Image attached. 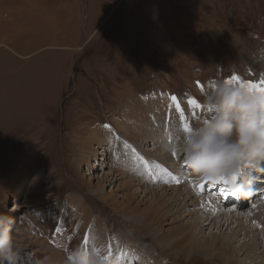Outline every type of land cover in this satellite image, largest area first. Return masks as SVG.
<instances>
[{
  "label": "rangeland",
  "instance_id": "obj_1",
  "mask_svg": "<svg viewBox=\"0 0 264 264\" xmlns=\"http://www.w3.org/2000/svg\"><path fill=\"white\" fill-rule=\"evenodd\" d=\"M231 77H239L233 85L264 80V0H0V212L13 218V234L25 248L16 264H31L28 253L63 264L67 249L97 235L120 264H144L154 252L161 264H264L259 231L233 237L239 261L212 250L210 238H230L231 228L199 229L202 244L211 242L200 252L162 240L171 228H190L195 215L177 203L174 214L160 206L168 197L154 189L168 183L158 177L171 175L169 167L148 177L136 158L158 165L148 150L155 141H130L150 120L146 139L160 134L159 143L172 152L165 124L176 121L181 136L185 121L194 126L205 118L204 93ZM172 96L190 106L180 113L185 120L174 115ZM97 132L104 141H94ZM170 158L186 170L184 154ZM198 176L188 171V178ZM258 177L256 187H264V171ZM213 184L200 195L221 198L224 189ZM250 188L242 209L259 194L253 190L252 198ZM248 240L257 243L256 255L239 250Z\"/></svg>",
  "mask_w": 264,
  "mask_h": 264
},
{
  "label": "clouds",
  "instance_id": "obj_2",
  "mask_svg": "<svg viewBox=\"0 0 264 264\" xmlns=\"http://www.w3.org/2000/svg\"><path fill=\"white\" fill-rule=\"evenodd\" d=\"M205 118L182 131L177 151L184 153L185 162L197 174L217 179L230 178L235 182L246 169L264 162V94L247 85H233L218 80L204 93ZM235 178L233 180L232 178ZM240 191V185L234 183ZM14 220L0 212V264H16L24 251L23 243L13 234ZM31 264H57L50 255L33 257ZM63 264H120L118 258L106 251L100 236L89 244H79L66 250Z\"/></svg>",
  "mask_w": 264,
  "mask_h": 264
},
{
  "label": "bare ground",
  "instance_id": "obj_3",
  "mask_svg": "<svg viewBox=\"0 0 264 264\" xmlns=\"http://www.w3.org/2000/svg\"><path fill=\"white\" fill-rule=\"evenodd\" d=\"M172 107H174V109L176 111V113H174V115L179 116V117L182 116L180 113L185 112V111L187 112V109L188 110L190 109V106H186V105H184V107H180V109H177L176 106H172ZM157 118L156 119H153V120L156 121ZM147 122H146V125L143 124L145 126H141V124L139 125L140 128L137 129V130H139V132H138L139 134L137 136L132 137V138L129 136V134H128V136L131 138L130 141H135V142H136V140H137V138L139 136H140L141 139H144L145 138L144 141L145 140H150V142H151L154 139V141H155V144L153 145L154 148L153 149H148V150L149 151H153V153L156 156L158 155L157 156V161H159L158 159H160V161H159L160 163L158 165H156V160L155 161L149 160V158L145 156L142 159H137L136 158V160L139 161L138 164L141 165V167L143 168L144 174H146L148 177L151 176V173L152 172H156L157 169L160 170L162 168V169L165 170L166 167H169V170H170L169 172H171V175L169 173H166L165 175H160L158 177V179L160 181L162 180L163 182H165V183L168 182L169 184L166 183V185L161 186V188L154 189V191H156V193L159 190H161L162 191V194L164 193V195L168 197L162 203V205H160V206H164L165 205L164 207H167L168 208L166 210L167 211H171L174 214V211H173L174 207L172 205H174V204L177 203L176 205H178V206L181 207L180 210L182 211V213H185V215H195L193 217V221L190 224L191 225L190 228H188V225H185L186 224L185 223L184 224V227L181 228L183 231H180L179 230L182 234L181 233H175L174 230L171 228L172 236L164 235L163 233H161L162 240L163 239H167L169 241L170 240H173L172 242H173L174 245L177 246L180 243L181 244L180 246L185 247L184 250L185 249L187 250L188 248H190L192 251L193 250L195 251V248H196V251L200 252V251L203 250L202 248L205 245H208V244L210 245L211 244L210 241H208V242H205L204 241L203 244H202V241L199 240L200 238L196 236L197 235L196 233L199 232L201 229L203 230L204 227H205V225H209V224H213L214 226L216 225L217 228H218V230L221 231V233L224 230V228H225V230L231 228L232 235H231L230 238L228 236L221 237V236H217V235H213L210 238V240L212 239V244L211 245H212V247H214L212 250H215V252L218 255L224 254L223 257L224 256L225 257L226 256H229V258L231 260L234 259V260L239 261L240 258L237 255L238 250H236L233 247V242H232L233 237H234V239H235V237L237 238V235L238 234H242L244 231H245V235L247 237H251L252 238L251 233H255L256 231H259V234L264 236V204H261L260 202H257L259 200L264 199V197L261 198L262 196H264V187H261L263 185H260V184H259V187H256V184L259 183L260 177H258V172H260V171H258L255 168H249L250 169V172H248V170L247 171L245 170L244 173H242L241 175H238L237 176V179H236L235 182L230 181L231 184H229L230 182L227 183L226 182L227 180H221V181L214 180V182H213L211 179H209L208 177L203 176V175H201V177L198 176L199 177V181H194V177L193 178H188V171L190 169H192V168L185 162V159L182 161V163L184 165L183 168H185L186 170L181 171V170L178 169V166H180V165H177L176 160L170 158L171 156H177L178 158H180L182 156V154H184L183 152L177 151L175 149V147H173L172 152H171L167 148L168 145L167 144L166 145L164 144V141H163V144L162 143H159L160 139L158 140V137L160 136V134H157L158 137H155V136L152 135L151 138L149 137L150 139H146L148 137V136L146 137V134H148V133L150 134L149 128L152 129V124H150L151 123L150 120L147 121ZM168 122L170 123V125L169 124H165L167 126L168 136H165L166 134L163 133V132H166L165 131V126H163V130L164 131L162 133L159 131V133H161L163 136H165L164 139H166L167 137H169L170 142H174L175 145H176L177 142H178V139L180 138V135H178V133H177V131L179 132V126L180 125L178 126V124H177L176 121H174V126H172V123H171L172 120H170ZM118 124L115 123L116 126H119ZM117 128H118L121 136H122V134L123 135L126 134V132L123 130V126L122 127L119 126ZM95 135H96L95 138L93 137L94 138V141H96L100 137L99 133L98 134H95ZM171 136L173 138H171ZM113 138H112V140H113ZM101 139L104 141V138H101ZM102 144H104V143H102ZM135 145L132 146V149L135 148L134 147ZM89 146L92 147V143L91 142H90V145ZM96 148L97 149L98 148L100 149V147H95L94 150L91 149V151H94V156L96 155L98 157L100 155V153H99L100 151L98 150L97 151L98 153L96 154V151H95ZM126 150H128V149H126ZM135 151H137V150H135ZM158 151L160 152L159 154H157ZM131 152H132V150L129 153H131ZM170 152H171V155H169ZM116 154H117V157H122L124 155V152H122V151L119 150V151H116ZM177 162H179V161H177ZM130 163L131 164H134V165L137 164L134 161H130ZM91 164H92V167L94 168L95 165L93 163H91ZM136 167H138V166L136 165ZM259 167H260V169H261V167L264 168V162H261L260 165H259ZM86 175H88V174H86ZM248 175H251L253 177L250 178ZM192 176H195L196 177L197 175H191L189 177H192ZM172 177L174 178V180L171 179ZM189 179H190V181H189ZM136 181H137V183L135 185H137V187L139 188L142 185V181H138V179H136ZM240 181L242 183V185L240 186L241 187V190H242V193L237 192V190L238 191H240V190L238 188L234 187V183L239 184ZM260 181H261V179H260ZM210 183H214L213 186H212V189H215L217 187V184H219V187H221L222 189H224V191L222 190L223 191L222 192V194H223L222 197L223 198L221 197L219 199H214V197L211 198L210 197L211 195H208V194H205V196L200 195V194H203L202 192H203V190H205L206 185H208ZM171 184L174 185V186H172ZM176 184H178V185H176ZM132 185L129 186V189L132 188ZM168 186H170V187H168ZM191 186L193 188H191ZM249 186L251 187L250 188V191H251L250 193H251V197L252 198L255 195L254 194V191L257 192V193H259V194L255 196L256 199L251 200V202H250L251 205H250L249 209H246V208L245 209H242L245 206V204H244L245 203L244 196L246 197V199L248 197L247 190H248V187ZM93 190H95V189H93ZM128 201H129V198H128ZM262 203H264V202H262ZM241 206H242V208H241ZM190 207H193V211H188V208H190ZM197 207H200V208L198 209ZM127 208H125V209H127ZM152 208L155 209V211L153 213L154 215L156 214V212L157 213L160 212L158 207L157 208L152 207ZM125 209L123 208V210L125 212H127L128 210H125ZM177 209H179V208H177ZM130 210H131V208H130ZM160 210H161V212H164L165 211L164 209H161V208H160ZM177 212H178V210H177ZM160 215H161V213H160ZM144 216H145V214H144ZM168 216H170V214ZM244 218L245 219H249L248 220L249 222H247L248 224H246V221L243 220ZM149 219H150V217H149ZM138 221H139V219H138ZM155 222L157 223L156 220H155ZM205 222H206V224H204ZM252 222H254L257 225L255 229L253 227H251V225H250V223H252ZM168 223L170 225L171 224H176V221H174V219H171V221L168 222ZM235 223L237 225L236 226H233V225H235ZM180 227L181 226H179L178 228H180ZM169 228L170 227H168V229ZM151 229L153 231L156 230L157 232H160V230H158V229H156L154 227H151ZM174 229H176V228H174ZM171 231H170V233H171ZM155 235H156V233H155ZM157 235H158V233H157ZM169 235H171V234H169ZM142 249L143 248H141V251H142ZM239 250H241V251L244 250L245 252H247V251L254 252L255 255L258 253V251H260L259 250V247L257 246V243L256 244L253 243V242L250 243L249 240H248V242L247 241H243V243L241 244V248ZM144 251H145V253H147V255H150V251H148V250H144ZM258 257H259V255H258ZM260 257H261L262 260L264 259V250H263V254H261ZM144 264H161V262L155 256V252H154V254H152V257L149 258V261L146 262V263H144ZM238 264H242V263L239 261Z\"/></svg>",
  "mask_w": 264,
  "mask_h": 264
},
{
  "label": "snow or ice",
  "instance_id": "obj_4",
  "mask_svg": "<svg viewBox=\"0 0 264 264\" xmlns=\"http://www.w3.org/2000/svg\"><path fill=\"white\" fill-rule=\"evenodd\" d=\"M235 80H239V77H231V78H230L229 80H227L226 82H227V83H232V82L235 81ZM197 83L199 84V82H197ZM242 85H247V86L249 87V89H252V90H255V91H257V92H259V93H261V94H264V80H261L259 84L253 83V82H251V81H247V82H244ZM171 99H172V101L175 103L176 108H177V109H180V103H179V101H178V98H177L176 96H172ZM189 103L192 104V105H194V106H200V105L198 104L197 100H195V99H191V100L189 101ZM181 119H182V120H185V118L183 117V115L181 116ZM104 127L109 128L110 125H105ZM183 127H184V130H185V131H190L191 128H192V126H191L187 121H185ZM217 179H219V180H227V178H225V177H218ZM232 179L235 180L234 177H233ZM108 254H109L110 256L112 255V253H111L110 250L108 251Z\"/></svg>",
  "mask_w": 264,
  "mask_h": 264
}]
</instances>
